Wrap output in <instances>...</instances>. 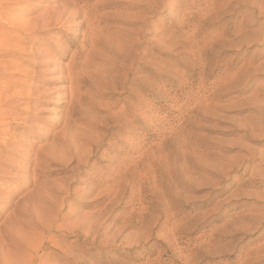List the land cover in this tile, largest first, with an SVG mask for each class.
I'll return each mask as SVG.
<instances>
[{
	"label": "rangeland",
	"instance_id": "obj_1",
	"mask_svg": "<svg viewBox=\"0 0 264 264\" xmlns=\"http://www.w3.org/2000/svg\"><path fill=\"white\" fill-rule=\"evenodd\" d=\"M255 6L0 0V264H264Z\"/></svg>",
	"mask_w": 264,
	"mask_h": 264
},
{
	"label": "bare ground",
	"instance_id": "obj_2",
	"mask_svg": "<svg viewBox=\"0 0 264 264\" xmlns=\"http://www.w3.org/2000/svg\"><path fill=\"white\" fill-rule=\"evenodd\" d=\"M70 4V3H69ZM73 5V4H72ZM68 6V7H67ZM70 6L69 5H65L64 6V10H67L68 8H69ZM228 9V8H227ZM255 10H256V12L257 13H259V14H261V16L262 15H264V9H260V8H258L257 6H255ZM264 17V16H263ZM57 22H59V21H57ZM264 24V23H263ZM261 41V40H260ZM51 159H53L52 157H51ZM103 242V241H102Z\"/></svg>",
	"mask_w": 264,
	"mask_h": 264
}]
</instances>
